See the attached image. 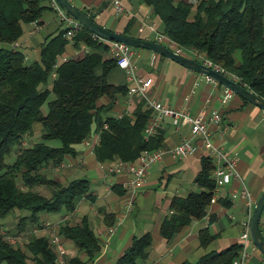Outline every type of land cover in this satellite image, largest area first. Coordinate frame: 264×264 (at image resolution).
<instances>
[{
    "label": "trees",
    "instance_id": "1",
    "mask_svg": "<svg viewBox=\"0 0 264 264\" xmlns=\"http://www.w3.org/2000/svg\"><path fill=\"white\" fill-rule=\"evenodd\" d=\"M48 0H0V264H61L51 239L28 236L25 248L20 241L11 243L5 236H21L42 227L40 215L66 209L73 212L83 196L91 195L87 178H75L64 184L50 178L46 169L61 164L67 154L76 153L75 146L97 130L100 141L95 146L99 161L122 158L135 160L144 148L161 146L163 133L145 137L144 128L151 109L140 106L134 116L103 118L99 98L107 94L115 100L126 86H115L107 79L109 69L117 65L114 58L103 60L95 52L78 59L60 62L56 76L51 77L54 63L65 50L67 38L61 31L42 47L38 59L27 60L25 52L13 43L22 35L24 23L36 21ZM153 5L164 23L165 34L185 48L204 53L224 72L264 98V0H144ZM196 5L195 11L192 7ZM91 30L83 26L76 34L88 44L99 46ZM102 66V73L96 67ZM50 84V85H49ZM47 103V109L43 105ZM40 122V139L23 145L24 137ZM49 139L57 140L51 144ZM15 150L12 162L6 156ZM212 159L203 156V171L197 182L203 187L185 198L172 201L173 213L164 221L161 234L171 238L193 219L202 218L211 203L215 181ZM45 168V169H44ZM50 184L51 198L34 187ZM29 211L21 216L16 230L1 233V220L14 211ZM59 234L76 242L89 254L100 248L94 231L87 222L60 226ZM214 235L200 232L202 245ZM150 234L136 237L115 264H139L147 257ZM240 249L234 243L222 250H211L197 262L184 264H232ZM70 264H82L76 257ZM63 263V262H62Z\"/></svg>",
    "mask_w": 264,
    "mask_h": 264
},
{
    "label": "crops",
    "instance_id": "2",
    "mask_svg": "<svg viewBox=\"0 0 264 264\" xmlns=\"http://www.w3.org/2000/svg\"><path fill=\"white\" fill-rule=\"evenodd\" d=\"M71 1L88 13H96L95 20L111 30L151 40H156L159 33H165L161 17L153 5L144 0H121L124 5L121 12L116 10L113 0ZM39 20L41 23L38 28H34L33 22L24 23V31L16 41L25 52L27 60L32 61L39 58L42 47L50 38L61 31L64 33L67 43L53 65L52 78L56 76L60 62L70 58L78 59L92 52L98 53L103 60L113 58L110 41L99 38L92 31V38L100 43L99 46L77 39L75 36L78 31L71 39L68 38L65 25L51 6V0L46 1ZM163 43L166 44V41ZM183 54L202 62L204 60V53H196L193 48H185ZM134 62L140 74L153 78L149 89L151 96L172 107L187 109L192 115L209 116L214 109H219L221 121L210 122L209 126L216 144L236 152L238 175L233 176L227 184L213 189L205 216L193 219L171 238H165L161 234V227L173 213V199L176 196L185 198L203 189L197 177L204 169L203 156L208 155L205 154L201 138L192 134L191 123L183 119L175 123L172 116L163 117L159 128L163 133L161 147L169 150L183 138H190L198 148L183 157H174L166 152L149 169L145 181L137 189L131 207L128 206V193L122 185L128 179V173H107L101 163L110 160L99 161L95 154L97 144H86L85 138L75 146L76 153L67 154L66 162L62 161L53 167L56 174L54 178L64 184L75 178H87L91 195L83 196L73 212L62 209L64 212L57 215L41 213L42 227L37 226L26 234L51 238L55 226H59L60 230L64 223L76 225L87 222L100 248L89 254L78 248L75 241L60 235L66 249L61 264H70L68 259L75 257L82 264H115L132 245L134 238L146 234L151 235L152 242L146 250L147 257L140 260L139 264L195 263L211 250H222L239 243L249 221V213L252 215L256 204L249 209L245 199L239 194L234 198L233 193L247 187L257 203L264 192V110L235 92L227 101H223L226 86L222 83L151 49L136 48ZM102 71L101 65L96 67L97 73L101 74ZM107 79L115 86H126V91L119 92L113 102L107 94L99 98L98 105L103 106V118L119 114L133 117L134 111L140 106L146 107L143 97L129 95L130 83L122 68L112 66L107 72ZM33 131L41 132L42 124L35 122ZM97 133L95 130L89 137ZM48 143L56 144L58 141L50 140ZM110 228H114V231L110 232ZM204 229L214 235L207 245H202L200 240V232ZM259 229L264 239V210ZM28 239L22 243L25 245L23 248ZM248 251L249 257L244 264H264V254L253 242L248 245Z\"/></svg>",
    "mask_w": 264,
    "mask_h": 264
},
{
    "label": "built area",
    "instance_id": "3",
    "mask_svg": "<svg viewBox=\"0 0 264 264\" xmlns=\"http://www.w3.org/2000/svg\"><path fill=\"white\" fill-rule=\"evenodd\" d=\"M114 6L118 12L124 10V5L121 0H113ZM197 0H190V2H196ZM51 6L57 13L59 20L65 25V35L68 38H72L77 31H79L84 25L74 15L69 13L57 0H51ZM34 28H38L39 24L36 21ZM96 35V34H95ZM98 36V35H96ZM101 38L100 36H98ZM157 41H166V45L171 47L178 53H184L185 47L178 44L176 41L168 37L165 33H159L156 38ZM110 41L111 56L116 60L117 66L122 68L127 75L129 81L128 93L130 96H138L144 98L148 108L152 110V114L144 128L145 137L148 138L158 133L161 127L163 117L169 115L172 116L174 122L177 123L180 119L191 123L192 134L201 138L203 142V148L205 154H207L213 160L214 167L212 170V178L215 181V189L230 182L233 176L238 175L237 171V154L233 150H228L225 147L218 145L214 141L213 132L210 129V122H219L222 119L219 109H214L211 115L206 116L192 115L187 109L172 107L169 104L164 103L159 98L153 97L149 94V89L152 85L153 78L150 76H143L137 69V64L134 62V56L136 55V48L130 44L121 41ZM14 47H19L18 41L13 43ZM196 53L198 51L194 49ZM203 62L215 67L216 69L224 72L223 68L219 64L212 62L205 54H203ZM235 79L238 78L233 75ZM234 92L228 87L225 88L223 101H227ZM123 116L119 114L118 117ZM225 129H223L224 131ZM100 141V135L94 134L91 138H86L84 143L98 144ZM197 144L190 138H183L177 145L169 150H165L163 147L156 148H144L137 159L126 160L122 158H115L108 163L102 162L107 173H128V179L122 183L124 189L128 193V206L133 204L134 196L137 189L146 179L147 173L152 165L158 162L166 152H170L174 157H183L188 154L194 153L197 150ZM241 195L245 199V202L249 209L256 204L254 195L247 187L242 188L241 192H234L233 196ZM251 211V210H250ZM251 218V212L249 213V221L246 224L245 231L240 237L239 244L240 249L237 257L233 260L232 264H244L249 257L248 245L252 243V238L249 231V222ZM114 228H110V232H113ZM1 233L5 236V230L2 229ZM11 243H16L21 240V236H5ZM52 244L58 251L59 262L63 261V255L66 252L64 245L61 241L59 234V226L54 227V231L50 236Z\"/></svg>",
    "mask_w": 264,
    "mask_h": 264
},
{
    "label": "water",
    "instance_id": "4",
    "mask_svg": "<svg viewBox=\"0 0 264 264\" xmlns=\"http://www.w3.org/2000/svg\"><path fill=\"white\" fill-rule=\"evenodd\" d=\"M69 13L78 18L84 26L94 34L106 39L125 42L135 47H143L168 56L183 65L207 74L233 92L242 95L245 99L258 104L264 110V98L255 93L252 89L235 79L233 76L222 72L215 67L200 60L188 57L183 53H178L163 42L157 40L134 37L122 32L111 30L95 20L96 13H88L77 7L71 0H57ZM264 210V192L260 196L252 212L249 231L254 245L264 254V239L259 229L260 218Z\"/></svg>",
    "mask_w": 264,
    "mask_h": 264
},
{
    "label": "rangeland",
    "instance_id": "5",
    "mask_svg": "<svg viewBox=\"0 0 264 264\" xmlns=\"http://www.w3.org/2000/svg\"><path fill=\"white\" fill-rule=\"evenodd\" d=\"M196 2H194V3H196ZM192 8H193L192 11H195L196 5H194ZM135 48H139V47H135ZM184 52H185V49H184ZM43 109H47V103H45L43 105ZM40 134H41V132H39V131H33L28 136H25L24 141H23V145H28L30 143L38 141L40 139ZM50 140H52V139H49L48 141H50ZM15 157H16V152H15V150H12L9 154H7L6 161L12 162L15 159ZM66 161H67V158L65 157L63 159V162H66ZM46 173L50 178H54L56 175L55 169L53 167H48L46 169ZM34 188L36 190L40 191L43 195H45L46 198H51V196L53 194V187L50 184H38ZM63 212H64L63 210H60L58 212H52V213H54V215H57V214H60ZM28 215H29V211H27V210H23L22 212L16 210V211L8 214L6 217H4L1 220L2 229L9 230V231H11V233H14L16 230L17 222L20 219V217L21 216H28ZM26 234H27L26 232H22L20 234V235H22V240H20V244H19L21 247L25 246L24 244L22 245V243L25 242V240L28 238V236H26Z\"/></svg>",
    "mask_w": 264,
    "mask_h": 264
}]
</instances>
